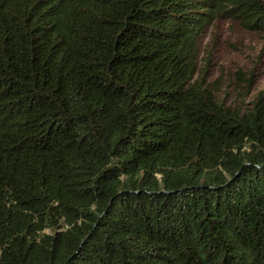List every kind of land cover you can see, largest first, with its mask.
<instances>
[{
	"label": "trees",
	"instance_id": "16d2710c",
	"mask_svg": "<svg viewBox=\"0 0 264 264\" xmlns=\"http://www.w3.org/2000/svg\"><path fill=\"white\" fill-rule=\"evenodd\" d=\"M262 0H0V264H264V110L194 78Z\"/></svg>",
	"mask_w": 264,
	"mask_h": 264
},
{
	"label": "rangeland",
	"instance_id": "374dc122",
	"mask_svg": "<svg viewBox=\"0 0 264 264\" xmlns=\"http://www.w3.org/2000/svg\"><path fill=\"white\" fill-rule=\"evenodd\" d=\"M264 1V0H262ZM194 78L238 115L264 110V25L216 19L197 40Z\"/></svg>",
	"mask_w": 264,
	"mask_h": 264
}]
</instances>
